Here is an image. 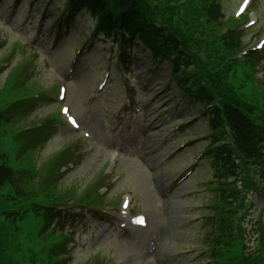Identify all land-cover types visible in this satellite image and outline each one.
Segmentation results:
<instances>
[{"label":"rangeland","instance_id":"obj_1","mask_svg":"<svg viewBox=\"0 0 264 264\" xmlns=\"http://www.w3.org/2000/svg\"><path fill=\"white\" fill-rule=\"evenodd\" d=\"M15 1L0 0V54L13 50L12 66L25 63L30 87L43 88L49 95V100L36 106L26 121L43 119L63 104L81 127L74 131L63 119L55 121L37 143V171L41 172L68 142H75L77 164L64 171L58 183L60 190L81 194L103 174L108 185L100 208L111 201L119 203L122 193H131V207L148 220L145 229L129 231L120 229L121 218L114 213L110 217L99 208L86 207L75 211L71 221L49 226L56 233L69 234L64 264H84L93 257L100 260L99 264H204L200 253L209 226L201 218L210 212L208 204L214 201L212 189L216 183L211 159L199 156L209 143L204 139L209 133L206 119L196 115L200 106L182 98L167 62L152 59L140 42L128 57L130 70L120 69L115 49L101 40L85 48L71 68L80 40L90 33L92 18L83 12L69 22L68 28L55 34L50 18L60 2L37 0L30 6V0H20L12 13ZM239 1L221 0L225 17ZM248 12L257 22L245 30L242 42L251 46L264 34V0H252ZM9 68L6 63L0 75V92ZM67 69L69 73L72 70L70 80ZM103 78L106 82L99 89ZM58 83L66 88L62 102L55 90ZM194 115L198 116L195 121L175 133V126ZM83 132L89 138L83 137ZM185 138L193 141L184 146ZM190 167H195L193 173L179 181ZM254 216L253 212L247 215V222ZM21 228L34 241L40 239L35 219H24ZM153 236L157 238L156 248L148 253ZM23 238L20 235L21 256L26 259L32 241L24 244Z\"/></svg>","mask_w":264,"mask_h":264},{"label":"trees","instance_id":"obj_2","mask_svg":"<svg viewBox=\"0 0 264 264\" xmlns=\"http://www.w3.org/2000/svg\"><path fill=\"white\" fill-rule=\"evenodd\" d=\"M66 2L72 15L85 10L95 17L96 37L111 38L126 44L131 43L132 36L137 34L156 52L171 58L173 73L183 68L176 80L185 85L182 86L184 91L194 101L199 100L205 106H210L209 127L212 131L216 132V127L222 125L229 127L230 142H220L213 148L216 162L219 164L220 161L226 173L235 175L238 172L236 161L245 172L249 170L248 164L259 165L264 161V122H256V118L264 121V114H257L259 110H253L242 97L236 96L245 86V79H240L239 84L224 80L239 77L234 63L228 59L237 47L225 39L218 38L220 42L217 44L208 41L209 35L222 24L219 21L218 5L213 0L202 8L198 7L200 0ZM202 15L206 17L203 21ZM188 66L192 70H186ZM4 91L5 88H1L0 102L11 100L3 95ZM5 108L6 105L0 104V264H19L14 256L17 248L14 251L10 249L15 225L29 212L46 219L56 206L63 204V195L55 192L56 186L44 187L45 190L37 186L34 162L27 165L34 173L26 169L21 177L11 168L10 162L6 160V145L11 139L14 126L5 124ZM19 116L14 118L18 120ZM216 141L217 136H213L212 143ZM65 154L62 152L54 157L49 173L62 163ZM216 191L219 194L216 211L221 217L216 222L218 229L217 232L214 230V238L208 239V246L212 250V257L217 258V264H242L245 261V256L239 252L242 243L227 248L231 242V233L241 225L235 207L231 208V199L236 197V191L229 183H222ZM86 200H89L88 195ZM224 208L231 210L223 212ZM257 257L263 259V248Z\"/></svg>","mask_w":264,"mask_h":264},{"label":"snow or ice","instance_id":"obj_3","mask_svg":"<svg viewBox=\"0 0 264 264\" xmlns=\"http://www.w3.org/2000/svg\"><path fill=\"white\" fill-rule=\"evenodd\" d=\"M69 119L71 120L72 118H71V117H69Z\"/></svg>","mask_w":264,"mask_h":264}]
</instances>
